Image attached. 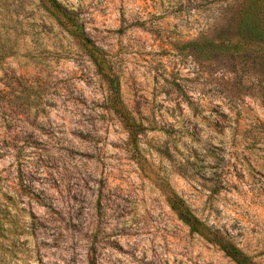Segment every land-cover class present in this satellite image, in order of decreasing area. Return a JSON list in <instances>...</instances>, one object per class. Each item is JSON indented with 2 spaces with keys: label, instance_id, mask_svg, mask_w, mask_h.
Returning a JSON list of instances; mask_svg holds the SVG:
<instances>
[{
  "label": "rangeland",
  "instance_id": "374dc122",
  "mask_svg": "<svg viewBox=\"0 0 264 264\" xmlns=\"http://www.w3.org/2000/svg\"><path fill=\"white\" fill-rule=\"evenodd\" d=\"M59 1L144 133L134 149L40 0H0V264H236L164 181L264 264V30L245 0Z\"/></svg>",
  "mask_w": 264,
  "mask_h": 264
},
{
  "label": "trees",
  "instance_id": "16d2710c",
  "mask_svg": "<svg viewBox=\"0 0 264 264\" xmlns=\"http://www.w3.org/2000/svg\"><path fill=\"white\" fill-rule=\"evenodd\" d=\"M40 1L60 28L76 40L93 64L96 74L106 83L109 93L107 97L109 108L121 119L127 131L129 143L134 149L139 150L144 125L134 117L123 101L120 77L108 54L88 35L71 7L59 0ZM242 7L245 19L250 20L255 24V27H261L264 30V0H245ZM164 192L171 209L182 222L190 227L193 233H198L209 242L217 244L236 264H256L251 256L237 246L227 234L212 228L199 218L186 200L173 189L169 181H164Z\"/></svg>",
  "mask_w": 264,
  "mask_h": 264
}]
</instances>
